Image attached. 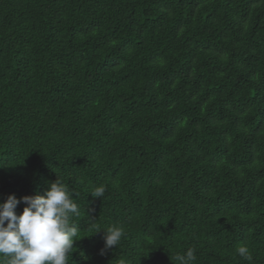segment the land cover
<instances>
[{
    "label": "trees",
    "instance_id": "obj_1",
    "mask_svg": "<svg viewBox=\"0 0 264 264\" xmlns=\"http://www.w3.org/2000/svg\"><path fill=\"white\" fill-rule=\"evenodd\" d=\"M58 178L70 264H264V0H0V202Z\"/></svg>",
    "mask_w": 264,
    "mask_h": 264
},
{
    "label": "clouds",
    "instance_id": "obj_2",
    "mask_svg": "<svg viewBox=\"0 0 264 264\" xmlns=\"http://www.w3.org/2000/svg\"><path fill=\"white\" fill-rule=\"evenodd\" d=\"M105 191L101 185L89 194L102 198ZM74 193L78 197V193L70 191L58 178L48 182L43 195L17 198L12 194L0 202V264H70L74 244L81 240L78 239L80 229L74 221V217L80 215ZM21 203L25 207L18 213ZM103 232L101 255L117 247L124 236L123 228L118 225L109 226ZM236 253L249 264L253 261L247 245L237 246ZM175 259L179 264H193L197 257L195 250L189 247Z\"/></svg>",
    "mask_w": 264,
    "mask_h": 264
}]
</instances>
